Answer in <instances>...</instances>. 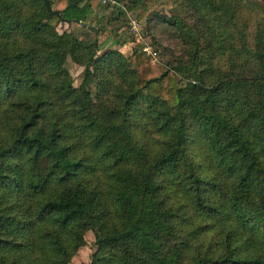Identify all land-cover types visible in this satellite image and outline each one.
Masks as SVG:
<instances>
[{
	"label": "trees",
	"instance_id": "trees-1",
	"mask_svg": "<svg viewBox=\"0 0 264 264\" xmlns=\"http://www.w3.org/2000/svg\"><path fill=\"white\" fill-rule=\"evenodd\" d=\"M50 1L0 0V264H69L89 230L90 264H264V1L155 16L183 88L142 48L97 56L95 0Z\"/></svg>",
	"mask_w": 264,
	"mask_h": 264
},
{
	"label": "rangeland",
	"instance_id": "rangeland-1",
	"mask_svg": "<svg viewBox=\"0 0 264 264\" xmlns=\"http://www.w3.org/2000/svg\"><path fill=\"white\" fill-rule=\"evenodd\" d=\"M115 1V0H113ZM264 1V0H257ZM58 0H55V6ZM117 5L110 3L102 4L100 1L95 8V14L88 19V24L92 27L103 28L106 30L98 35V43L100 51L97 56H100L106 50L118 51L125 58L131 56L136 48L150 46L152 50L158 52V57L151 65L157 70L158 67L166 68L178 80L179 86L183 88L185 83L174 73L173 68H176V62L183 56L184 46L182 39L171 27H166L157 22L155 16L167 17L179 16L183 21L182 30L188 29L187 25L193 23L191 17L192 11L182 12L177 6V2L171 0H120L116 1ZM122 12V15H119ZM142 18H139L141 14ZM98 16H100L98 18ZM100 21V24L97 23ZM136 21L139 24L140 31L134 33L130 29V23ZM150 21V24L147 22ZM58 33H75V36L81 40L82 30L79 26H73L71 29L67 25H57ZM249 32V29H248ZM66 68L70 73L74 86L78 87L82 81L83 69L78 67L71 60H67ZM88 91L92 99L95 96V86H88ZM85 246L81 247L69 264H90L93 254L96 252V239L93 231H87L84 235Z\"/></svg>",
	"mask_w": 264,
	"mask_h": 264
},
{
	"label": "built area",
	"instance_id": "built-area-1",
	"mask_svg": "<svg viewBox=\"0 0 264 264\" xmlns=\"http://www.w3.org/2000/svg\"><path fill=\"white\" fill-rule=\"evenodd\" d=\"M99 1L102 4L110 3L112 5H117V3H115V1H112V0H99ZM130 29L134 33H137L138 31H140L139 24L136 21L131 22ZM142 52L145 53L147 56L151 57V62H154L158 57V52L152 50V48L147 45L142 47Z\"/></svg>",
	"mask_w": 264,
	"mask_h": 264
},
{
	"label": "water",
	"instance_id": "water-1",
	"mask_svg": "<svg viewBox=\"0 0 264 264\" xmlns=\"http://www.w3.org/2000/svg\"><path fill=\"white\" fill-rule=\"evenodd\" d=\"M44 7L46 8L47 12L54 13L52 10V4L50 0H42ZM57 14V13H56ZM89 30H93V27H88Z\"/></svg>",
	"mask_w": 264,
	"mask_h": 264
},
{
	"label": "crops",
	"instance_id": "crops-1",
	"mask_svg": "<svg viewBox=\"0 0 264 264\" xmlns=\"http://www.w3.org/2000/svg\"><path fill=\"white\" fill-rule=\"evenodd\" d=\"M97 3H99V0H95V1H91L90 3V7H91V13L89 15V18H91L92 16L96 15L95 14V8L98 6ZM100 16H98L99 18ZM98 22V21H97Z\"/></svg>",
	"mask_w": 264,
	"mask_h": 264
}]
</instances>
